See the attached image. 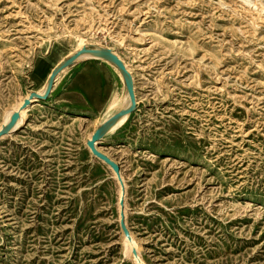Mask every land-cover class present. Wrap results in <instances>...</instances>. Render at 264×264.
I'll return each instance as SVG.
<instances>
[{
  "label": "rangeland",
  "instance_id": "rangeland-1",
  "mask_svg": "<svg viewBox=\"0 0 264 264\" xmlns=\"http://www.w3.org/2000/svg\"><path fill=\"white\" fill-rule=\"evenodd\" d=\"M84 45L135 81L98 142L129 234L99 119L37 99L0 139V264H264V0H0V129Z\"/></svg>",
  "mask_w": 264,
  "mask_h": 264
},
{
  "label": "crops",
  "instance_id": "crops-1",
  "mask_svg": "<svg viewBox=\"0 0 264 264\" xmlns=\"http://www.w3.org/2000/svg\"><path fill=\"white\" fill-rule=\"evenodd\" d=\"M117 89H122V83L115 65L105 59H87L63 69L57 75L48 98L53 99L55 105L63 106L60 108L62 117L99 119L92 135L115 113L110 114L109 110Z\"/></svg>",
  "mask_w": 264,
  "mask_h": 264
},
{
  "label": "water",
  "instance_id": "water-1",
  "mask_svg": "<svg viewBox=\"0 0 264 264\" xmlns=\"http://www.w3.org/2000/svg\"><path fill=\"white\" fill-rule=\"evenodd\" d=\"M84 53H90L93 56H96L97 58H102L105 60L110 61L114 65H116L122 75L123 80L125 82V86L129 95L130 99V105L128 107L122 108L116 113H114L111 117L106 119L97 129L93 132L91 135V138L87 140V145L92 151V153L97 156L99 159L107 163L115 172L116 177L118 178L121 187H122V195L120 197V224L121 228L125 235L129 234V230L126 226L125 222V202H124V189L125 184L123 181V177L121 174V167L119 163H117L113 158H111L109 155L104 153L100 150L98 146V142L101 141L105 135L110 131V129L115 126V124L123 117L127 116L128 114L132 113L137 106V96L135 94V81L133 78L132 73L127 68L125 62L121 59V57L113 51L110 47H83L81 50L77 51L67 59H65L58 67L55 69V71L52 73L50 77V81L48 84V87L46 91L41 94L38 92H32L29 97L25 98L20 108L13 112L11 119L2 127L0 130V139L4 136L9 134L15 125L17 124L18 120L21 118V111L28 108L30 105H32L35 101L34 99H46L52 88L54 81L57 77V75L65 68L72 65L79 57H81Z\"/></svg>",
  "mask_w": 264,
  "mask_h": 264
},
{
  "label": "bare ground",
  "instance_id": "bare-ground-1",
  "mask_svg": "<svg viewBox=\"0 0 264 264\" xmlns=\"http://www.w3.org/2000/svg\"><path fill=\"white\" fill-rule=\"evenodd\" d=\"M80 43H82V42H80ZM79 43V44H80ZM83 47H86L85 45L83 46ZM82 47V48H83ZM82 56H84V57H87V58H97L96 56H93L92 54H90V53H85V54H83ZM121 57V56H120ZM68 57H63V58H61V59H59L57 62H55V64L50 68V70H49V72H48V77H47V82L45 83V85H44V87H43V89L41 90V91H39L38 93H41V94H43L45 91H46V89H47V87H48V84H49V81H50V77H51V75H52V73L55 71V69H57V67L65 60V59H67ZM122 59V58H121ZM123 60V59H122ZM126 64V63H125ZM127 66V65H126ZM115 67L118 69V71H119V73L122 75V73H121V71H120V69L115 65ZM40 68V67H39ZM127 68H128V66H127ZM129 69V68H128ZM129 71H130V69H129ZM131 72V71H130ZM122 78H123V75H122ZM30 95V94H29ZM29 95H27L25 98H27V97H29ZM35 100H37V99H34L33 101H35ZM23 101L24 100H22L21 101V103L17 106V108L15 109V110H13L10 114H9V116L7 117V119L5 120V122H3V124H2V127L11 119V116H12V114H13V112L14 111H16V110H18L19 108H20V106L22 105V103H23ZM116 102V101H115ZM115 102H113L112 104L114 105L115 104ZM113 105H111V106H113ZM31 106V105H30ZM27 109V108H26ZM26 109H24L23 111H21V118L18 120V122H17V124L15 125V128L16 127H19V125L23 122V120L25 119L24 117H25V111H26ZM127 116H123L116 124H115V126H113L111 129H110V131H112V130H114L115 128H116V126L124 119V118H126ZM2 129V128H1ZM0 129V130H1ZM91 138V137H90ZM120 186H121V184H120ZM122 187H121V191H120V197H121V195H122ZM120 197H119V199H120Z\"/></svg>",
  "mask_w": 264,
  "mask_h": 264
}]
</instances>
